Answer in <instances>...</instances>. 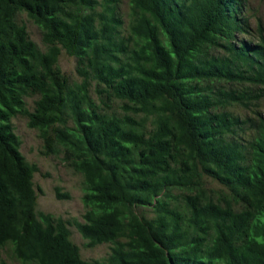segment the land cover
Segmentation results:
<instances>
[{
	"label": "trees",
	"instance_id": "1",
	"mask_svg": "<svg viewBox=\"0 0 264 264\" xmlns=\"http://www.w3.org/2000/svg\"><path fill=\"white\" fill-rule=\"evenodd\" d=\"M116 1L0 0V252L19 264H264V110L227 112L264 99L263 28L240 39L246 0H130L123 34ZM18 116L83 176L77 229L90 248L113 245L106 260H83L68 222L37 211Z\"/></svg>",
	"mask_w": 264,
	"mask_h": 264
},
{
	"label": "rangeland",
	"instance_id": "2",
	"mask_svg": "<svg viewBox=\"0 0 264 264\" xmlns=\"http://www.w3.org/2000/svg\"><path fill=\"white\" fill-rule=\"evenodd\" d=\"M116 4L118 17L122 22L123 34L129 22L130 0H117ZM243 16L249 19L251 36L242 35L240 39L245 41L257 42L259 40V26L263 28L264 33V0H246L243 9ZM18 22L26 26L31 40L43 51L46 47L43 43L41 30L26 15L21 14ZM58 65L62 72L67 75L71 81L79 82L80 79L76 73V60L62 52ZM263 88L259 89L262 91ZM38 96L26 99L27 108L30 112L34 111L35 102ZM118 110V107H116ZM264 110V99L249 109L243 107H229L227 112L242 119L252 117L254 112ZM13 131L20 144V152L28 163L35 165L38 171L34 175V186L38 195L37 211L39 213L50 214L55 218H62L68 222V228L71 233V241L80 249L83 260L86 261H104L110 254L113 245L103 244L93 248L88 247L86 241L77 229L78 223H83L85 208L82 201L84 195V178L75 173L63 161L62 155H47L44 142L37 130L28 127V119L24 116H18L12 120ZM206 188L208 190L218 191L222 187L206 179ZM66 195L69 198L59 199L57 194ZM150 216V214H148ZM0 261L8 264H19L12 256L9 248L0 252Z\"/></svg>",
	"mask_w": 264,
	"mask_h": 264
}]
</instances>
